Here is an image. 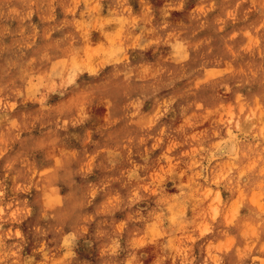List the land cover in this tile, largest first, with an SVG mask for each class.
Listing matches in <instances>:
<instances>
[{"label":"clouds","instance_id":"9594fccd","mask_svg":"<svg viewBox=\"0 0 264 264\" xmlns=\"http://www.w3.org/2000/svg\"><path fill=\"white\" fill-rule=\"evenodd\" d=\"M0 264H264V0H0Z\"/></svg>","mask_w":264,"mask_h":264},{"label":"rangeland","instance_id":"374dc122","mask_svg":"<svg viewBox=\"0 0 264 264\" xmlns=\"http://www.w3.org/2000/svg\"><path fill=\"white\" fill-rule=\"evenodd\" d=\"M208 71H209V72H212V71H215V70H214V69H209Z\"/></svg>","mask_w":264,"mask_h":264}]
</instances>
